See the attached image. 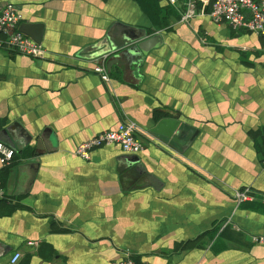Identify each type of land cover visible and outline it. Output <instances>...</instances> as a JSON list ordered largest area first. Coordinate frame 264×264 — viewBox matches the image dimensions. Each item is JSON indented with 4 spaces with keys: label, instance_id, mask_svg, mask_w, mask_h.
Returning a JSON list of instances; mask_svg holds the SVG:
<instances>
[{
    "label": "crops",
    "instance_id": "1",
    "mask_svg": "<svg viewBox=\"0 0 264 264\" xmlns=\"http://www.w3.org/2000/svg\"><path fill=\"white\" fill-rule=\"evenodd\" d=\"M7 1L46 54L0 47V264H264V35L209 4L182 20L184 0ZM164 116L193 127L182 149L151 131ZM121 120L138 153H75Z\"/></svg>",
    "mask_w": 264,
    "mask_h": 264
},
{
    "label": "built area",
    "instance_id": "2",
    "mask_svg": "<svg viewBox=\"0 0 264 264\" xmlns=\"http://www.w3.org/2000/svg\"><path fill=\"white\" fill-rule=\"evenodd\" d=\"M209 4L207 13L215 21H225L233 28H244L264 35V0H184V9L181 19L204 13L205 6ZM21 13L18 6L11 1L0 5V47H9L19 53L33 57H44L46 49L44 45L20 28ZM107 52L96 56L92 69L104 80L109 79L106 65ZM109 144H118L126 153L136 154L144 147L142 137L137 132L136 124L130 120H121L116 127L98 132L94 136L80 142L75 148V153L88 158L92 148ZM14 148L0 141V161L8 162L13 156ZM2 191L0 189V195ZM237 202L252 197L249 186L234 190ZM229 218L223 225L229 222ZM253 242L264 241V235L251 234ZM126 254V257L115 260L110 264H135L134 260ZM20 251H15L11 256V262L17 261Z\"/></svg>",
    "mask_w": 264,
    "mask_h": 264
},
{
    "label": "water",
    "instance_id": "3",
    "mask_svg": "<svg viewBox=\"0 0 264 264\" xmlns=\"http://www.w3.org/2000/svg\"><path fill=\"white\" fill-rule=\"evenodd\" d=\"M19 28L26 34L30 35L33 39L40 41V31L41 26L37 23L23 22L19 25ZM32 29H36L37 32H33ZM144 34V33H143ZM99 43L105 44L104 49L99 53L107 52L110 49V44L108 43L106 37ZM98 43V44H99ZM142 50V42H138L136 46L130 47L131 51ZM151 131L155 132L160 139L169 143L177 149H182V145L189 144L194 135L195 131L192 126L181 121L178 118L164 116L160 118L152 127ZM13 141V140H11Z\"/></svg>",
    "mask_w": 264,
    "mask_h": 264
}]
</instances>
